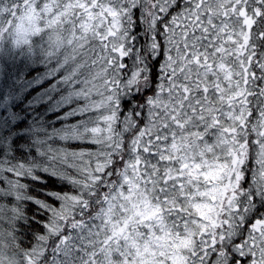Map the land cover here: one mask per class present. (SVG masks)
<instances>
[{
  "label": "snow or ice",
  "instance_id": "snow-or-ice-1",
  "mask_svg": "<svg viewBox=\"0 0 264 264\" xmlns=\"http://www.w3.org/2000/svg\"><path fill=\"white\" fill-rule=\"evenodd\" d=\"M4 34L81 119L0 164V264H264V0H0Z\"/></svg>",
  "mask_w": 264,
  "mask_h": 264
},
{
  "label": "trees",
  "instance_id": "trees-1",
  "mask_svg": "<svg viewBox=\"0 0 264 264\" xmlns=\"http://www.w3.org/2000/svg\"><path fill=\"white\" fill-rule=\"evenodd\" d=\"M3 36H0V164H38L45 147L75 146V140L60 137L79 124L81 117L75 109L80 101L75 97L61 102L69 90L51 71L53 62L41 54L39 38L30 39L27 44H11Z\"/></svg>",
  "mask_w": 264,
  "mask_h": 264
},
{
  "label": "rangeland",
  "instance_id": "rangeland-1",
  "mask_svg": "<svg viewBox=\"0 0 264 264\" xmlns=\"http://www.w3.org/2000/svg\"><path fill=\"white\" fill-rule=\"evenodd\" d=\"M3 38H5V40H7L8 43H9V41H10L11 44H16V43L14 42L13 38H12L11 36L7 35V34H4ZM20 44H21V43H20ZM38 46H39V49H40L41 54H44V53H43V50H42V42H41L40 40L38 41ZM1 48H3V47H1ZM68 90H69V92H70V89H69V88H68ZM73 98H75V97L69 96V93H68L66 96H64V97L62 98V101H61V102H62V103H63V102H68V101L72 100ZM60 100H61V99H60Z\"/></svg>",
  "mask_w": 264,
  "mask_h": 264
}]
</instances>
